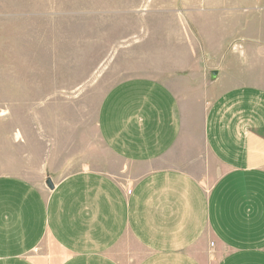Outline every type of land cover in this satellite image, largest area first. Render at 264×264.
Returning <instances> with one entry per match:
<instances>
[{
	"label": "crops",
	"instance_id": "obj_1",
	"mask_svg": "<svg viewBox=\"0 0 264 264\" xmlns=\"http://www.w3.org/2000/svg\"><path fill=\"white\" fill-rule=\"evenodd\" d=\"M204 4L199 45L173 86L126 79L99 106L98 135L130 167V191L94 170L52 189L47 177L0 172V264H264V0ZM8 111L11 158L45 171L50 136L30 112Z\"/></svg>",
	"mask_w": 264,
	"mask_h": 264
},
{
	"label": "rangeland",
	"instance_id": "obj_2",
	"mask_svg": "<svg viewBox=\"0 0 264 264\" xmlns=\"http://www.w3.org/2000/svg\"><path fill=\"white\" fill-rule=\"evenodd\" d=\"M204 1L0 0V118L8 110L17 118L30 112L31 126L46 131L54 145L53 163L44 171L43 164L13 160L1 131L0 172L55 182L77 170H94L130 189V167L98 135L99 106L126 79L148 77L173 86L176 74L186 72V49L199 45ZM235 42L230 48H240ZM202 60L198 70L204 78ZM28 123L23 140L31 138ZM16 130L12 139L22 144Z\"/></svg>",
	"mask_w": 264,
	"mask_h": 264
},
{
	"label": "water",
	"instance_id": "obj_3",
	"mask_svg": "<svg viewBox=\"0 0 264 264\" xmlns=\"http://www.w3.org/2000/svg\"><path fill=\"white\" fill-rule=\"evenodd\" d=\"M216 73H217L216 70L210 71V79H214L215 76H216ZM45 183H46V185L48 186L49 189H52L54 187V184H53L52 180L49 177H47V179L45 180Z\"/></svg>",
	"mask_w": 264,
	"mask_h": 264
},
{
	"label": "built area",
	"instance_id": "obj_4",
	"mask_svg": "<svg viewBox=\"0 0 264 264\" xmlns=\"http://www.w3.org/2000/svg\"><path fill=\"white\" fill-rule=\"evenodd\" d=\"M128 192L130 191V189L127 190Z\"/></svg>",
	"mask_w": 264,
	"mask_h": 264
}]
</instances>
